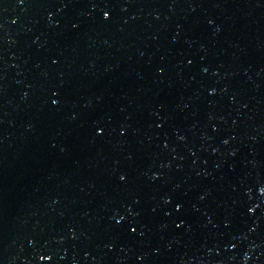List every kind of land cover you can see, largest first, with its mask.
Wrapping results in <instances>:
<instances>
[{
    "label": "water",
    "instance_id": "95a60500",
    "mask_svg": "<svg viewBox=\"0 0 264 264\" xmlns=\"http://www.w3.org/2000/svg\"><path fill=\"white\" fill-rule=\"evenodd\" d=\"M261 188L264 0H0V264H264Z\"/></svg>",
    "mask_w": 264,
    "mask_h": 264
},
{
    "label": "snow or ice",
    "instance_id": "6c2138e0",
    "mask_svg": "<svg viewBox=\"0 0 264 264\" xmlns=\"http://www.w3.org/2000/svg\"><path fill=\"white\" fill-rule=\"evenodd\" d=\"M23 2H24V0H21V3H23ZM103 19H104L105 21H107V20L110 19V13H109V11L105 10V11L103 12ZM189 63H191V61H190ZM204 71L207 72L208 69L205 68ZM53 95L55 96V95H57V93H56V92H53ZM52 103H53L54 105H58V104H59V100H53ZM102 133H103V129H98V130H97V134H102ZM224 142L227 143V141H224ZM126 179H127L126 175H120V181H121V182L126 181ZM260 191H261L262 194H264V188H261ZM167 202H169V201H167ZM136 203H139V201L137 200ZM257 207H259V205H257ZM181 208H182V205H180V204H177V205H176V211L179 212ZM128 211L131 213V212H132V209H129ZM249 211H254V209H249ZM136 215H139V214L137 213ZM124 219H125L124 216H120V218H119L120 221H122V220H124ZM117 226H118V227L120 226L119 221H117ZM176 226H177V227H181V224H177ZM129 227H130V226H129ZM135 232H136V228L131 227V233L134 234ZM41 259H49V260H50L51 257H50V256H49V257H41Z\"/></svg>",
    "mask_w": 264,
    "mask_h": 264
}]
</instances>
